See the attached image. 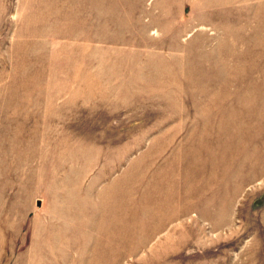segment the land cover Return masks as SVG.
I'll use <instances>...</instances> for the list:
<instances>
[{"label":"rangeland","instance_id":"1","mask_svg":"<svg viewBox=\"0 0 264 264\" xmlns=\"http://www.w3.org/2000/svg\"><path fill=\"white\" fill-rule=\"evenodd\" d=\"M0 264H264V0H0Z\"/></svg>","mask_w":264,"mask_h":264}]
</instances>
